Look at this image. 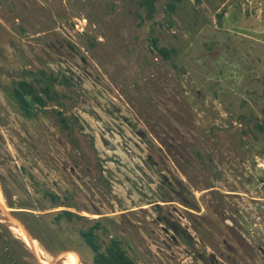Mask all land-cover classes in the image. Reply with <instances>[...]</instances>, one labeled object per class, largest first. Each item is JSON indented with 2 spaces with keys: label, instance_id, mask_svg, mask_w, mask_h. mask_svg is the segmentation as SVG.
<instances>
[{
  "label": "rangeland",
  "instance_id": "obj_1",
  "mask_svg": "<svg viewBox=\"0 0 264 264\" xmlns=\"http://www.w3.org/2000/svg\"><path fill=\"white\" fill-rule=\"evenodd\" d=\"M139 1L0 0V264H94L95 221L137 264H264V0Z\"/></svg>",
  "mask_w": 264,
  "mask_h": 264
},
{
  "label": "trees",
  "instance_id": "obj_2",
  "mask_svg": "<svg viewBox=\"0 0 264 264\" xmlns=\"http://www.w3.org/2000/svg\"><path fill=\"white\" fill-rule=\"evenodd\" d=\"M184 0H169L166 4V20L172 23V16L177 12L178 5ZM157 0H140L139 7L143 10L144 15L140 16L142 21L153 20L157 13ZM151 48L156 51L165 60H172L173 55L177 52L174 49H167L159 45L157 38H151ZM68 82L66 79L60 80L58 77L49 76L45 72L41 76L35 77L32 80L22 79L13 83L12 96L18 105V108L27 118H32L36 115L37 108L44 109L47 104L57 100L59 94L54 90L56 84H64ZM58 117L63 126L69 128L67 120L58 113ZM257 129L264 133V125L257 124ZM7 203L10 208L14 204L5 191ZM43 198L48 199L54 207H59L61 197L49 191H43ZM59 211L54 216V221L60 224L63 221L73 223L76 220H82L84 217L68 210L70 207ZM21 209H24L21 207ZM103 231V226L99 221H95L93 226L88 229L79 231L80 237L85 244L91 249L94 254V264H137L122 247L121 242L116 238H111L107 243L101 239L100 232Z\"/></svg>",
  "mask_w": 264,
  "mask_h": 264
},
{
  "label": "built area",
  "instance_id": "obj_3",
  "mask_svg": "<svg viewBox=\"0 0 264 264\" xmlns=\"http://www.w3.org/2000/svg\"><path fill=\"white\" fill-rule=\"evenodd\" d=\"M78 23L80 24V25H83V26H86V20H83V22L82 21H78ZM76 28L77 29H79V25H76Z\"/></svg>",
  "mask_w": 264,
  "mask_h": 264
}]
</instances>
